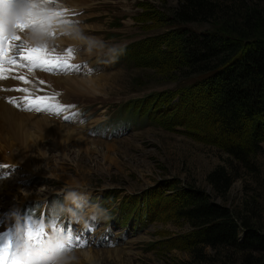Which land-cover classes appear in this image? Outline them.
<instances>
[{
    "label": "rangeland",
    "instance_id": "obj_1",
    "mask_svg": "<svg viewBox=\"0 0 264 264\" xmlns=\"http://www.w3.org/2000/svg\"><path fill=\"white\" fill-rule=\"evenodd\" d=\"M180 1L57 0L60 7L51 9L61 13L56 17L78 23L87 36L123 47V54L128 58L105 63L103 57L87 54L79 43L57 42L70 37L53 33L56 45H51L47 52L65 56L70 64L80 67L70 69L67 75L45 73L55 86L51 97L44 98L43 94L34 95L31 91L36 87L39 71L28 69L23 73L25 70L17 66L7 68L0 64L9 69L8 73L0 74L4 94L13 97L14 103V98L21 97V91L7 89L14 85L21 89L16 85L21 82L25 98L20 100L34 104L31 109L17 110L28 117L23 122L28 131L29 150L25 161L20 159L19 152L25 150L23 145L8 140L4 130L10 126L0 122V137H3L0 155L5 158L0 160V170L4 171V176H0V220L14 219L12 223L32 229L36 217L44 219L52 201L61 199L57 192L66 183L90 189L92 198L98 197L109 210L110 219L87 230L73 225L76 236L83 238L80 241L84 240L85 232L91 237L87 243L80 245L74 240L73 244L100 253L101 259L98 258L96 264H194L186 241L194 231L193 226L177 213L183 198L192 190L205 193L211 201L230 211L241 212L245 207L247 216L260 213L264 227V145L248 171L219 150L217 144L204 139L202 128V132L190 129L189 118L187 128L179 127L183 124L180 108L171 105L161 93L176 90L183 84L181 79L143 61L129 50L133 44L171 29L174 25L166 17L169 18ZM24 31L18 29L17 32ZM4 42L0 36V44ZM57 47L64 51L56 50ZM68 49L75 51L69 56ZM6 54L8 57L15 53L6 50ZM20 54L26 56L24 52L16 55ZM43 54L49 56L40 52L41 56ZM23 75L27 82L20 79ZM79 76L84 79L79 85L55 80ZM42 90L38 88L37 92ZM33 101H46L52 114L43 111L46 114L38 115L37 112L42 111ZM128 103L145 109L153 119L152 124L131 110L123 109ZM11 105L5 103L13 109ZM35 118L67 126L73 137L59 145L52 135L36 131L34 123L41 121ZM218 166L238 174L222 198L213 196L206 180L208 173ZM138 219L143 224H138L139 228L134 230ZM128 220L129 226L126 225ZM9 223L0 227V232L7 237L14 234L13 230L8 233L12 224L8 226ZM115 251L118 261L105 260L107 252ZM213 260L217 257L205 250L203 264H219L218 261L212 263Z\"/></svg>",
    "mask_w": 264,
    "mask_h": 264
},
{
    "label": "trees",
    "instance_id": "obj_2",
    "mask_svg": "<svg viewBox=\"0 0 264 264\" xmlns=\"http://www.w3.org/2000/svg\"><path fill=\"white\" fill-rule=\"evenodd\" d=\"M166 20L171 29L129 50L181 79L176 90L161 93L180 108L179 127L187 128L189 118L190 129H203L204 139L251 170L264 145V0H181ZM128 105L123 109L152 124L145 109ZM237 177L218 166L206 180L213 196L222 198ZM182 204L177 213L194 230L186 240L192 263H205L209 250L217 257L212 263L264 264L260 213L230 211L197 190L188 191ZM138 220L134 230L143 224Z\"/></svg>",
    "mask_w": 264,
    "mask_h": 264
},
{
    "label": "clouds",
    "instance_id": "obj_3",
    "mask_svg": "<svg viewBox=\"0 0 264 264\" xmlns=\"http://www.w3.org/2000/svg\"><path fill=\"white\" fill-rule=\"evenodd\" d=\"M60 7L57 0H0V36L12 38L17 34L18 22L27 23L23 39L31 46L50 47L56 40L53 33H63L79 43L89 55L103 57V61L115 62L124 52L119 45L84 34L78 23L56 17L51 11ZM61 199L53 200L47 216L36 217L32 229L17 225L19 242L10 252L15 264H96L90 249L73 244L76 229L64 230V221L87 230L110 219L109 210L99 198H92L90 189L79 185L65 186L57 192ZM45 233L40 239V233ZM30 233L37 235L30 236Z\"/></svg>",
    "mask_w": 264,
    "mask_h": 264
},
{
    "label": "bare ground",
    "instance_id": "obj_4",
    "mask_svg": "<svg viewBox=\"0 0 264 264\" xmlns=\"http://www.w3.org/2000/svg\"><path fill=\"white\" fill-rule=\"evenodd\" d=\"M74 7H75V5H74ZM77 7V6H76ZM75 7V8H76ZM74 8V9H75ZM55 12H57V11H55ZM23 34V33H22ZM22 34L19 32H17V34L15 35V36H18L19 37V39H12V38H10V41H9V43H10V47H9V44H6V42H4L3 44H4V48L9 52V53H15V54H19V53H25L26 54V56H24L25 57V59L26 58H28V59H31V60H34L33 62H37V60H35V59H37V58H39V61L38 62H40V63H43V62H45V61H48V60H50L51 59V57L50 56H45V54H43V56H41L40 55V52H43V51H35L36 49H44V48H47V46L46 47H37V46H31V45H29L24 39H23V36H22ZM65 39V38H64ZM57 42H63V43H65V42H68V43H77L76 41H74L73 39H71V38H69V40H58ZM3 44H0V45H3ZM54 45H56V44H53V47H54ZM57 46H58V44H57ZM49 48L50 47H48L47 48V51L49 50ZM6 50L4 51V56H7V54H6ZM56 50H58V51H64V50H61V49H59L58 47H57V49ZM56 50H54V51H51V52H55ZM50 51V50H49ZM58 53V52H57ZM67 54V53H66ZM48 55V54H47ZM58 55V54H57ZM63 55H65L64 53H63ZM40 56V57H39ZM60 56H62V55H60ZM9 57V56H8ZM16 57H18V56H16ZM63 57V56H62ZM65 57V56H64ZM25 59H22V60H19V62H23ZM68 59V58H67ZM69 60V59H68ZM70 61V60H69ZM0 64H3V66H7V64L8 63H6V60L4 59V57H3V61L2 62H0ZM78 64V63H77ZM0 67L1 68H4V67H2L1 65H0ZM7 68H9V67H7ZM72 71H73V69H71ZM9 72V69H5L4 70V72L3 73H0V74H5V73H8ZM26 72V70L23 72V73H25ZM32 72V71H31ZM40 72V71H39ZM36 73V75H37V81L35 82L36 84H35V86L36 87H32V92H34V95H39V94H43V97L44 98H48V97H51L52 95H53V93H54V88H55V86L53 85V80L50 78H48V76H46V74H44V73ZM77 72V71H76ZM72 73V72H71ZM80 73V72H79ZM14 74H16V73H14ZM64 74H68V72H66V73H64ZM63 73H59V74H54V75H64ZM48 75V74H47ZM49 76H51V75H49ZM73 76V75H72ZM23 78H24V75H23ZM27 78V77H26ZM25 78V79H26ZM56 78V77H55ZM95 79V78H94ZM7 80H9V79H7ZM16 80H20L19 78L18 79H16ZM29 80V79H28ZM56 80V83L58 82H63V84L66 82V81H71V83H72V85H79L78 83L80 82V81H84V79H82L80 76L79 77H77V78H66V79H55ZM54 80V81H55ZM24 81V80H23ZM25 82V81H24ZM34 82V81H33ZM91 82V80L89 81V84H91L90 83ZM94 82V81H93ZM16 83V82H15ZM14 83V84H15ZM21 82H17V84L16 85H19L20 86V88L22 89V86H21V84H20ZM85 83V82H84ZM57 86H58V84H56ZM15 86V85H14ZM64 86V85H63ZM16 87H18V86H16ZM61 87V86H60ZM59 87V88H60ZM65 87H66V85H65ZM67 87H68V85H67ZM9 88V87H8ZM38 88H42L43 90H42V92H40V93H38L37 92V89ZM62 88V87H61ZM18 92V91H17ZM31 93V92H30ZM29 93V94H30ZM4 94V81L2 80V82L0 83V122L1 123H5V125H7L8 127H9V129H6V130H4V132H5V134H6V136L7 137H9V139L8 140H13L14 141V143H16V144H18V143H21L23 146H22V149H25L24 151L22 150H20L19 152H20V154H22V157L20 158V159H22V161H25V157H28V154H29V150H28V145H27V141H28V139H27V134H28V131H27V129H25V127H24V118L26 117V118H28L26 115H21L17 110H15V109H11V108H9V107H7V106H5V103L6 104H13V97H9V96H6L5 94ZM18 94V93H17ZM30 96V95H29ZM21 97H23V98H25V91H21ZM35 97V96H34ZM22 98V99H23ZM33 99V98H32ZM33 102H35V103H38V102H40V101H33ZM34 104H32V105H30V104H28V108L29 109H31V108H33L34 106H33ZM34 110L37 112V110H36V108H34ZM29 112H32V111H30L29 110ZM46 114L45 112H41V113H38L37 112V114L38 115H41V114ZM49 116H51L50 114H48ZM44 117V116H43ZM52 117V116H51ZM29 118H31L32 120L34 119L33 117H29ZM51 119V118H50ZM35 120H39V119H36L35 118ZM53 120V119H52ZM62 120V119H61ZM39 121H41V122H38V123H34L35 124V127H36V131H38V130H41V131H43V133L44 134H49V135H52L54 138H55V140H56V142L59 144V145H61L63 142L65 143H67L68 141H70L71 140V138L73 137V135H72V133L66 128L67 126H61L60 124H58V123H55V122H53V121H50V120H48V119H46V118H41ZM29 122V121H28ZM70 127V126H69ZM68 127V128H69ZM41 137V136H40ZM45 137V136H44ZM43 138V137H42ZM48 138V137H47ZM33 139V138H32ZM4 140H6V139H4ZM3 141V137H2V135H1V137H0V149H2L3 147H2V145H1V142ZM55 142V143H56ZM4 146V145H3ZM59 147V146H58ZM3 156L2 155H0V160L2 161V160H4L3 158H2ZM0 176L2 177V176H4V171L3 170H0ZM3 179V178H2ZM14 219H12V220H8V222H12ZM7 221H4V220H0V227H3L4 225H6V223H8ZM2 229H0V231H1ZM93 253V252H92ZM94 254V256H95V258H96V262L99 260L98 258H100V253H93ZM107 259H105V260H108L109 261V259H113V260H115V261H118L117 259V255H118V252H107ZM106 258V257H105ZM101 259V258H100ZM82 260H83V258H82ZM121 260V259H120ZM81 264H86V261H84L83 260V262L81 263ZM106 264V263H105Z\"/></svg>",
    "mask_w": 264,
    "mask_h": 264
},
{
    "label": "snow or ice",
    "instance_id": "obj_5",
    "mask_svg": "<svg viewBox=\"0 0 264 264\" xmlns=\"http://www.w3.org/2000/svg\"><path fill=\"white\" fill-rule=\"evenodd\" d=\"M55 16H59L61 15L60 12H54L53 13ZM16 27L18 29H25L27 27V23H22V22H18ZM6 41V44H9L10 47V43H9V39L4 38ZM12 39H19L18 36H13ZM35 51H44L46 52L51 59L48 61H45L43 63L40 62H33V67H38L42 70H47L48 68H52L56 71H67L70 69H78L80 66L79 65H72L68 62V59L66 57H62L59 55H52V53H48L47 52V48L44 49H36ZM74 49H68L67 52L70 55H72V53L74 52ZM25 59V57H23L21 54L18 57H12V59L10 61H8V63L16 65V66H23L22 64H18L19 60ZM3 61V50H0V62ZM0 79H3V76H0ZM20 79H24L23 77H21ZM27 82V81H25ZM16 91H25L24 89H15ZM30 236H34L37 235L35 233H30ZM0 264H15V261L10 259V251H9V246L5 245L3 247H0Z\"/></svg>",
    "mask_w": 264,
    "mask_h": 264
}]
</instances>
